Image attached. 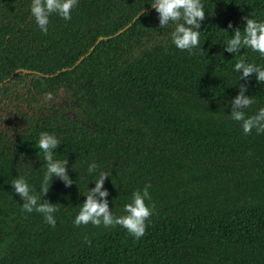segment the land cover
<instances>
[{
    "label": "trees",
    "instance_id": "obj_1",
    "mask_svg": "<svg viewBox=\"0 0 264 264\" xmlns=\"http://www.w3.org/2000/svg\"><path fill=\"white\" fill-rule=\"evenodd\" d=\"M30 3L0 0V264H264V133L230 116L242 89L255 101L246 115L264 106V82L232 70L239 56L264 58L224 44L246 18L264 20V0H203L191 52L171 43L151 0H78L46 33ZM41 132L59 139L71 181L53 177L44 195ZM93 162L108 173L93 199L110 215L148 186L140 239L102 218L73 223ZM19 176L56 207L54 225L23 210Z\"/></svg>",
    "mask_w": 264,
    "mask_h": 264
},
{
    "label": "clouds",
    "instance_id": "obj_2",
    "mask_svg": "<svg viewBox=\"0 0 264 264\" xmlns=\"http://www.w3.org/2000/svg\"><path fill=\"white\" fill-rule=\"evenodd\" d=\"M78 0H31L30 14L41 32H47L49 16L56 13L64 20L71 19V10L77 4ZM151 8L157 13L159 27L164 28L171 25V31L168 33L171 43L179 50H187L197 48L200 44L201 33L198 31L200 22L204 20L205 8L203 0H151ZM231 27V25H229ZM226 33V32H224ZM227 34V33H226ZM226 45L225 51L235 53L237 49L244 48L251 52L258 53L264 58V20L256 18L245 20L243 31L236 30L231 38L227 36L224 40ZM246 56H239L232 65L235 73H240L241 78L249 77L253 72L256 73V80L264 82V66L257 63L246 62ZM241 92L231 101L233 108L230 112L231 119L240 123V127L244 134H249L255 130L257 134L264 133V106L259 107L254 114L246 115L245 110L255 103L254 98H249ZM237 109H243L238 111ZM60 143L59 139L48 132H41L36 147L41 151L45 162V171L40 185L42 195L49 190V182L53 177H59L64 181L65 185L71 184V181L65 175V159L55 157L54 150ZM99 169V165L95 162L87 165L89 174L96 173L95 188L87 190L85 194L86 200L79 208L78 214L73 221L77 226L80 224H88L98 226L119 225L127 230L135 239H140L145 233V221L152 214V207L146 205L145 201L150 199L148 186L143 190H137L132 193L131 200L123 206V215L114 216L108 213L107 203L101 200L93 199L95 194L103 198L106 192L100 191L103 179L108 175L107 172ZM14 193L19 196L24 203L22 208L26 212L35 210L42 213L44 219L51 225L55 224L52 216L56 212L55 206L48 204L41 205L38 196L23 176L14 178L10 185Z\"/></svg>",
    "mask_w": 264,
    "mask_h": 264
}]
</instances>
